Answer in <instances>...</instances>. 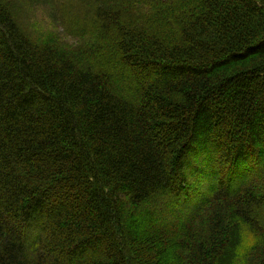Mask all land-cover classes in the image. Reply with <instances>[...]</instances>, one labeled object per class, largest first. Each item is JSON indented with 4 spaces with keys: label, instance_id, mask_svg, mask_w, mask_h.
Here are the masks:
<instances>
[{
    "label": "trees",
    "instance_id": "16d2710c",
    "mask_svg": "<svg viewBox=\"0 0 264 264\" xmlns=\"http://www.w3.org/2000/svg\"><path fill=\"white\" fill-rule=\"evenodd\" d=\"M72 1L0 0V264H264V0Z\"/></svg>",
    "mask_w": 264,
    "mask_h": 264
},
{
    "label": "rangeland",
    "instance_id": "374dc122",
    "mask_svg": "<svg viewBox=\"0 0 264 264\" xmlns=\"http://www.w3.org/2000/svg\"><path fill=\"white\" fill-rule=\"evenodd\" d=\"M78 0H73L72 2H76ZM48 7H41L38 6L37 8H32L33 14L30 17L31 20H29L27 28L29 30H32L34 37L39 38V39H46V38H51L55 37V32L58 30H61L63 28L62 25L57 24L55 20L50 16V13L48 11ZM65 42H71V40L68 37H65ZM259 173L251 175V177L258 176ZM206 180L209 179V176L205 175L204 176ZM205 179L203 178L201 181L198 182L195 186L202 191L204 187V181ZM204 191V190H203ZM204 194V193H203ZM206 196V194H205ZM246 238V245L250 246L253 242H256V236L251 235L250 233L245 235Z\"/></svg>",
    "mask_w": 264,
    "mask_h": 264
}]
</instances>
